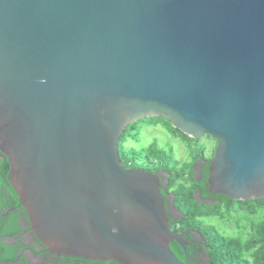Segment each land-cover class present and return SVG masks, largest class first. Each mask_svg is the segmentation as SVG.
Wrapping results in <instances>:
<instances>
[{
  "label": "water",
  "instance_id": "95a60500",
  "mask_svg": "<svg viewBox=\"0 0 264 264\" xmlns=\"http://www.w3.org/2000/svg\"><path fill=\"white\" fill-rule=\"evenodd\" d=\"M152 116L217 140L211 192L264 197V0H0V151L46 250L189 264L159 175L120 158Z\"/></svg>",
  "mask_w": 264,
  "mask_h": 264
},
{
  "label": "trees",
  "instance_id": "16d2710c",
  "mask_svg": "<svg viewBox=\"0 0 264 264\" xmlns=\"http://www.w3.org/2000/svg\"><path fill=\"white\" fill-rule=\"evenodd\" d=\"M149 118V123L153 125H157L158 120L163 121L171 134L178 137L187 148L189 158L181 162L174 157L172 149L158 148L155 143L147 148L128 152L125 141L132 136L131 130H136V134H139L135 123L144 118L128 124L124 129L118 144L120 158L126 168L165 172L166 190L173 194V205L180 213L173 224L171 221L169 223L171 229L184 233L189 242V264H264V197L236 200L219 193H210L207 185L209 163L202 169L195 168V163L210 160L214 149L207 156L200 138L188 136L163 116ZM9 170V158L0 151V264H37L28 257V251L40 258V264L49 261L62 264H112L109 261L77 256H57L46 250L37 237L33 242H28V213L8 179ZM199 171L202 173L201 179L197 178ZM200 191L201 195H198ZM211 218L226 226L232 225L234 231L221 232L215 224L208 221ZM189 230L197 232L199 238L187 233ZM170 246L178 258L184 259V250L176 241H172Z\"/></svg>",
  "mask_w": 264,
  "mask_h": 264
},
{
  "label": "rangeland",
  "instance_id": "374dc122",
  "mask_svg": "<svg viewBox=\"0 0 264 264\" xmlns=\"http://www.w3.org/2000/svg\"><path fill=\"white\" fill-rule=\"evenodd\" d=\"M149 122H151V119L149 117H145L144 119L139 120L135 123V127L139 129V134H136V130H131L132 136H129L125 141V148L128 152H130L132 149L141 150L149 147L152 143H155L157 144L158 148L160 147L161 149L165 150L172 149L174 157L180 160L181 162L189 158V152L187 148L184 145L178 144V140H175L173 138V135L171 134L170 130L167 128L163 121L158 120L157 125H153V123L151 124ZM200 139L201 143L205 146V154L207 156H210L213 148H216L215 140L213 138L208 137L207 135L202 136ZM208 221L215 224L217 228L223 233H232L234 231L232 225L226 226L217 219L211 218ZM30 239L31 238L27 237L28 242H30ZM27 254L31 261L40 264V258L35 257L29 251L27 252ZM46 264L62 263L51 262Z\"/></svg>",
  "mask_w": 264,
  "mask_h": 264
},
{
  "label": "flooded vegetation",
  "instance_id": "af4514ba",
  "mask_svg": "<svg viewBox=\"0 0 264 264\" xmlns=\"http://www.w3.org/2000/svg\"><path fill=\"white\" fill-rule=\"evenodd\" d=\"M173 138H174L175 140H178V144H179V145H184V144L182 143V141H181L178 137L173 136ZM216 146H217V143H216ZM213 149H214V152H215V147H214ZM213 155H214V153H213ZM212 158H213V156H212ZM212 158H211V159H212ZM211 159H210V160L206 159V160H203V161L200 162V163H199V162L195 163V168L202 169V168L204 167L205 164H208V163L210 164ZM209 164H208V165H209ZM208 167H209V166H208ZM154 172L157 173V174L159 175V177H160L162 192H163V194H164V196H165V201H166V204H167V207H168L169 221H171V224H173L174 221L177 220V219L179 218L180 213H179V211H178V210L174 207V205H173V194H171L170 192H168V191L166 190L167 180H166L165 172H163V171H161V170H154ZM208 177H209V176H208ZM197 178H198V179H201V178H202V173H201V171L197 172ZM207 185H208V190H209V192H210V193H213V192L210 191V186H209L208 182H207ZM198 195H201V191L199 192ZM166 197H167V199H166ZM203 200L211 201V199H206V198H203ZM29 224H30V222H29ZM187 233H189V234H195V235H196V236H195L196 239L199 238V237H198V233L195 232V231L189 230ZM183 234H184V233H183ZM184 236H185V235H184ZM27 237H28V238H31V239H30V243L33 242V241L36 239L35 235L33 234V230H32V228H31V226H30V232H29L28 234H26V239H27ZM188 244H189V242H188ZM57 256H58V255H57ZM55 257H56V256H55ZM56 258H59V257H56ZM52 262L55 263L56 261H52ZM109 262H111L112 264H114L113 261H109ZM48 263H51V262L49 261Z\"/></svg>",
  "mask_w": 264,
  "mask_h": 264
}]
</instances>
